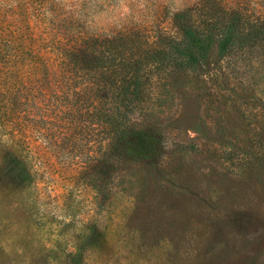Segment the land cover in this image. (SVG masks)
Instances as JSON below:
<instances>
[{"label":"rangeland","instance_id":"obj_1","mask_svg":"<svg viewBox=\"0 0 264 264\" xmlns=\"http://www.w3.org/2000/svg\"><path fill=\"white\" fill-rule=\"evenodd\" d=\"M62 1L77 48L51 87L68 74L83 83L95 53L138 86L105 102L99 89L92 102L68 91L79 102L68 128L60 136L54 111L50 143L25 153L31 181L0 166V264H264V0H175L171 11L136 0L126 17L108 8L116 0ZM184 20L226 21L239 39L189 66L168 50ZM121 126L156 131L160 155L130 162L100 199L98 146Z\"/></svg>","mask_w":264,"mask_h":264},{"label":"trees","instance_id":"obj_2","mask_svg":"<svg viewBox=\"0 0 264 264\" xmlns=\"http://www.w3.org/2000/svg\"><path fill=\"white\" fill-rule=\"evenodd\" d=\"M65 5L62 0H0V166L15 184L31 181L25 153L38 137L49 142L47 124L54 111L60 114L54 115L60 136L68 128L70 115L79 105L76 100L70 105L62 99L68 91L71 98L92 102L98 101L99 89L105 102L109 93L128 97L138 86V77L119 66L113 55L95 53L81 75L83 83L80 77L74 81L68 74V85L66 79H56L59 82L51 87V77L57 70H66V57L77 48V41L67 33L74 27L69 24L67 28L69 21L62 11ZM233 27L223 21L212 31L184 20L180 39L170 43L168 50L189 66L200 65L211 47L221 56L239 39ZM98 78L102 80L99 86ZM161 146V136L151 128L111 127L109 137L98 146L96 190L100 199L111 179L119 177L130 162L157 160Z\"/></svg>","mask_w":264,"mask_h":264},{"label":"clouds","instance_id":"obj_3","mask_svg":"<svg viewBox=\"0 0 264 264\" xmlns=\"http://www.w3.org/2000/svg\"><path fill=\"white\" fill-rule=\"evenodd\" d=\"M82 2H83V0H82ZM98 2H99V0H98ZM135 3H136V0H116V3L109 5L108 8L111 9L112 11L119 12V14L122 17H126V16H129L133 13V7H134ZM174 8H175V0H169L170 11L173 10ZM101 14H107L106 10L103 8L102 5H101ZM86 26L91 31L97 30V27L92 25V24H88Z\"/></svg>","mask_w":264,"mask_h":264}]
</instances>
